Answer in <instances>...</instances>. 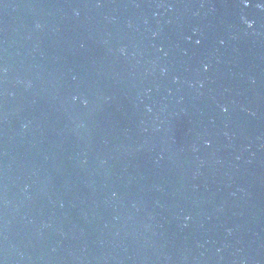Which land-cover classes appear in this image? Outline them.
Listing matches in <instances>:
<instances>
[{"label": "water", "instance_id": "1", "mask_svg": "<svg viewBox=\"0 0 264 264\" xmlns=\"http://www.w3.org/2000/svg\"><path fill=\"white\" fill-rule=\"evenodd\" d=\"M0 264H264V0H0Z\"/></svg>", "mask_w": 264, "mask_h": 264}]
</instances>
